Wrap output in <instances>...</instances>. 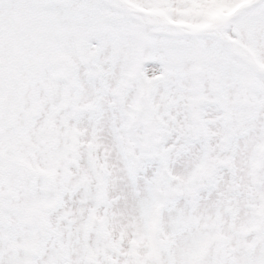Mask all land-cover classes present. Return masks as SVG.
<instances>
[{"label": "snow or ice", "instance_id": "obj_1", "mask_svg": "<svg viewBox=\"0 0 264 264\" xmlns=\"http://www.w3.org/2000/svg\"><path fill=\"white\" fill-rule=\"evenodd\" d=\"M0 264H264V0H0Z\"/></svg>", "mask_w": 264, "mask_h": 264}]
</instances>
